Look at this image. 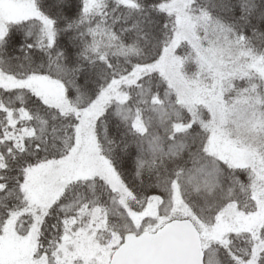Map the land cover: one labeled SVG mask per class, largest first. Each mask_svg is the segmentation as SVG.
<instances>
[{
    "label": "snow or ice",
    "instance_id": "6c2138e0",
    "mask_svg": "<svg viewBox=\"0 0 264 264\" xmlns=\"http://www.w3.org/2000/svg\"><path fill=\"white\" fill-rule=\"evenodd\" d=\"M0 264H264V0H0Z\"/></svg>",
    "mask_w": 264,
    "mask_h": 264
}]
</instances>
